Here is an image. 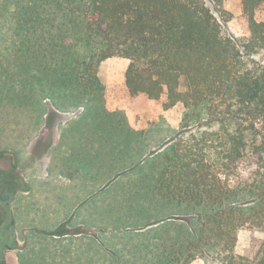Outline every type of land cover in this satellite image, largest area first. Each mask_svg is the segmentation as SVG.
I'll use <instances>...</instances> for the list:
<instances>
[{
  "label": "trees",
  "instance_id": "trees-1",
  "mask_svg": "<svg viewBox=\"0 0 264 264\" xmlns=\"http://www.w3.org/2000/svg\"><path fill=\"white\" fill-rule=\"evenodd\" d=\"M223 1L0 0L13 32L0 29V103L25 107L49 86L87 104L96 135L130 142L137 135L108 109L99 76L122 57L131 96L185 107L176 137L78 206L102 211L91 213L96 225L74 226L72 215L51 236L96 241L98 264H264V243L256 259L235 251L242 228L264 229V0H241L242 37L229 32ZM73 250L43 264H96Z\"/></svg>",
  "mask_w": 264,
  "mask_h": 264
},
{
  "label": "rangeland",
  "instance_id": "rangeland-1",
  "mask_svg": "<svg viewBox=\"0 0 264 264\" xmlns=\"http://www.w3.org/2000/svg\"><path fill=\"white\" fill-rule=\"evenodd\" d=\"M205 1L209 5L213 2ZM223 8L229 32L236 37L246 36L240 20L241 0H224ZM256 18L264 21V8ZM10 26L11 17L0 18L4 38H13ZM3 42L0 40V49ZM259 58L264 63V53ZM128 65V59L110 57L100 65L99 76L106 86L108 109L123 111L137 135L130 142L96 135L93 121L87 116V104L73 103L63 91L49 86H37L33 101L25 107L0 103V170H16L29 184L16 202L17 225L24 233L20 243L23 259L36 258V264H43L44 259L67 262L77 252L73 250L69 255L68 249L78 247L83 260L98 264L102 253L96 241L89 237L81 242L79 237L57 239L51 236L53 231L72 215H77L74 226L96 225L97 218H91V213L97 216L102 211L98 214L95 209L82 208L77 212L78 206L96 194L106 178L142 162L180 132L183 103L165 109L163 99L152 100L145 94L131 96L125 81ZM180 89L186 90L184 78ZM94 227L91 232L97 235ZM263 243L264 229L247 225L239 231L235 251L256 259ZM16 253L13 251L12 256ZM191 264L206 262L199 258Z\"/></svg>",
  "mask_w": 264,
  "mask_h": 264
},
{
  "label": "flooded vegetation",
  "instance_id": "flooded-vegetation-1",
  "mask_svg": "<svg viewBox=\"0 0 264 264\" xmlns=\"http://www.w3.org/2000/svg\"><path fill=\"white\" fill-rule=\"evenodd\" d=\"M28 188L29 184L16 170H0V264H15L13 251L17 252V259L23 251L20 243L24 233L17 225L16 202Z\"/></svg>",
  "mask_w": 264,
  "mask_h": 264
},
{
  "label": "crops",
  "instance_id": "crops-1",
  "mask_svg": "<svg viewBox=\"0 0 264 264\" xmlns=\"http://www.w3.org/2000/svg\"><path fill=\"white\" fill-rule=\"evenodd\" d=\"M14 257V256H13ZM22 257H23V254H22V252L19 254V256H18V259H17V257L15 256L14 258H15V260H16V263L15 264H23V259H22ZM20 258V259H19Z\"/></svg>",
  "mask_w": 264,
  "mask_h": 264
}]
</instances>
